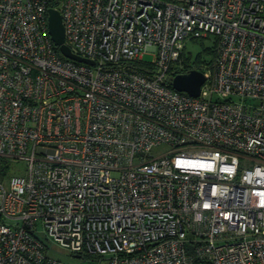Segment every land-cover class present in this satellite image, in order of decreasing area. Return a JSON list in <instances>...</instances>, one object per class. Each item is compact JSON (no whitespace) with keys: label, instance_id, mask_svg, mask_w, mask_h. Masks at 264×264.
<instances>
[{"label":"built area","instance_id":"2783aa9c","mask_svg":"<svg viewBox=\"0 0 264 264\" xmlns=\"http://www.w3.org/2000/svg\"><path fill=\"white\" fill-rule=\"evenodd\" d=\"M49 7L92 64L59 52ZM198 39L192 96L171 81ZM49 240L95 264H264V0H0V264H73Z\"/></svg>","mask_w":264,"mask_h":264},{"label":"water","instance_id":"95a60500","mask_svg":"<svg viewBox=\"0 0 264 264\" xmlns=\"http://www.w3.org/2000/svg\"><path fill=\"white\" fill-rule=\"evenodd\" d=\"M47 26L54 45L63 56L78 62L93 63L91 60L72 52L70 47L65 44L64 25L61 14L56 8H47ZM204 81L205 74L201 70L193 68L187 72L175 74L171 85L176 90L185 91L189 95L197 96Z\"/></svg>","mask_w":264,"mask_h":264},{"label":"rangeland","instance_id":"374dc122","mask_svg":"<svg viewBox=\"0 0 264 264\" xmlns=\"http://www.w3.org/2000/svg\"><path fill=\"white\" fill-rule=\"evenodd\" d=\"M211 45H212V41L208 39H203V40L198 39L194 41H188L185 53L186 56H189V63L193 64L196 60V55L199 52H201L203 48L210 47ZM152 49L153 47H149L150 51L144 54L143 60L145 61L153 60ZM47 246H48L47 253L53 258L73 264H95L94 260H92L93 258L90 255L82 256L72 253L52 240L47 241Z\"/></svg>","mask_w":264,"mask_h":264},{"label":"trees","instance_id":"16d2710c","mask_svg":"<svg viewBox=\"0 0 264 264\" xmlns=\"http://www.w3.org/2000/svg\"><path fill=\"white\" fill-rule=\"evenodd\" d=\"M165 1H174V0H165ZM200 40H203V39H200ZM214 46H215L214 42H212V45L210 47L203 48L202 51L196 55V60L193 64L189 63V56H186V53L183 51L181 53V59L183 62V67L177 68L175 73L189 71L192 68H199L201 63H203L205 61L206 62L208 61L209 63H211L213 61L214 55H215ZM205 58H207V59H205Z\"/></svg>","mask_w":264,"mask_h":264}]
</instances>
